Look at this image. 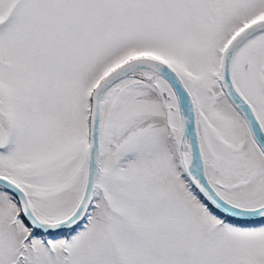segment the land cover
Instances as JSON below:
<instances>
[{
  "label": "snow or ice",
  "instance_id": "obj_1",
  "mask_svg": "<svg viewBox=\"0 0 264 264\" xmlns=\"http://www.w3.org/2000/svg\"><path fill=\"white\" fill-rule=\"evenodd\" d=\"M0 264H264V0H0Z\"/></svg>",
  "mask_w": 264,
  "mask_h": 264
}]
</instances>
